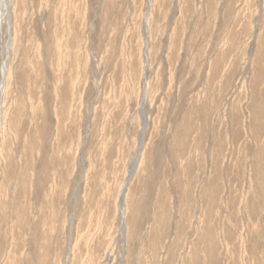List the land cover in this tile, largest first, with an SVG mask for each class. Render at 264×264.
<instances>
[{"label": "rangeland", "instance_id": "obj_1", "mask_svg": "<svg viewBox=\"0 0 264 264\" xmlns=\"http://www.w3.org/2000/svg\"><path fill=\"white\" fill-rule=\"evenodd\" d=\"M4 66L0 264H264V0H11Z\"/></svg>", "mask_w": 264, "mask_h": 264}, {"label": "bare ground", "instance_id": "obj_2", "mask_svg": "<svg viewBox=\"0 0 264 264\" xmlns=\"http://www.w3.org/2000/svg\"><path fill=\"white\" fill-rule=\"evenodd\" d=\"M5 16L7 21H10L11 17V0H0V17ZM10 23V22H9ZM2 82L0 87V134L3 128V107H4V99L3 94L5 93V90L7 88V67L4 66L2 68ZM121 208V218L122 222H124V207L123 203L120 204Z\"/></svg>", "mask_w": 264, "mask_h": 264}]
</instances>
